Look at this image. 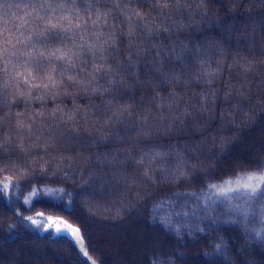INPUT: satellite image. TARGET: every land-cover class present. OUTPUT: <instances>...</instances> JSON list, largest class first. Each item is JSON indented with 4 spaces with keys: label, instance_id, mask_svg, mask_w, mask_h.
Wrapping results in <instances>:
<instances>
[{
    "label": "trees",
    "instance_id": "trees-1",
    "mask_svg": "<svg viewBox=\"0 0 264 264\" xmlns=\"http://www.w3.org/2000/svg\"><path fill=\"white\" fill-rule=\"evenodd\" d=\"M40 2L0 0V45L31 33ZM49 2L57 16L88 21L90 43L94 32L114 33L107 62L120 71L116 82L97 75L85 85L57 76L58 89L33 88L28 99L12 78L23 69L0 60V167L19 184L0 191V264H91L67 236L21 222L37 212L78 227L98 264H264V196L210 187L264 161V0H168L162 11L157 0ZM8 6L28 25L6 16ZM132 10L145 19L129 20ZM97 11L108 15L93 26ZM32 43L45 52L33 51L35 63L75 50L81 32ZM92 59L85 49L75 68L53 65L88 81Z\"/></svg>",
    "mask_w": 264,
    "mask_h": 264
},
{
    "label": "snow or ice",
    "instance_id": "snow-or-ice-1",
    "mask_svg": "<svg viewBox=\"0 0 264 264\" xmlns=\"http://www.w3.org/2000/svg\"><path fill=\"white\" fill-rule=\"evenodd\" d=\"M133 2H139V0H133ZM203 3V0H201ZM155 8L160 9L161 11L165 8H168V0H157V2L152 5ZM179 7V3L176 5ZM57 7L63 9L64 5H58ZM41 9L51 10V15H40ZM33 11L35 13L34 21H39V24L35 27H32L31 33L27 36L24 32H20L19 36H12L11 38L5 37L4 42L0 45V60H3L4 64H12L13 68L17 67V64L23 69L22 71H15L13 73V80L16 82V93L15 95L19 97H26L31 99L30 92L31 89H44V90H56L59 85L63 83L62 79H58L57 76L64 77L67 76L69 81H73L77 85L92 84L96 79L97 75H100L102 78L107 76L110 82H116L113 80L111 73H119V69H113L111 65L108 64V56L106 51L108 48H111L115 45V36L114 33H109L108 38L105 37V33L102 31H97L92 33L95 36L94 42H88L84 36L83 32L86 31V26L88 21L84 20L83 17L77 16L74 21L70 15L61 14L56 15V8L53 7L52 3L49 0H41L39 7L33 6ZM28 15H32L29 13ZM95 19L91 20L93 26L101 23V17L107 16L108 13H101L97 11L95 14ZM135 16L138 20L143 21L145 15L136 10H132L128 14V19L131 20ZM66 22V23H65ZM106 22V21H105ZM28 25V20H22L20 28H24ZM129 35L132 34L134 30V25L129 24ZM145 28L151 29L147 24L144 25ZM73 29L80 30L81 32V43L75 45V50L73 48H60L57 47L52 51L48 52L46 60H37L33 63V51L36 50V46L32 43L33 36L37 37L38 40L44 41V47H47L46 38L49 35H59L60 33H67L73 31ZM8 29H5L7 32ZM19 31V29H18ZM103 38V39H102ZM75 38L73 37V40ZM24 45L25 49L30 50H21L18 48V45ZM87 49V51L93 57L92 59V69L88 72V75L92 77L91 80H79L76 76L68 74L66 71L58 72L57 68L53 65V61H62L65 68L71 67L75 68L77 59L81 56V53ZM39 57H44V51H38ZM10 57H16V62L14 63ZM131 60V57H129ZM4 71H7V67L4 68ZM84 71V69H80ZM29 86L28 93L20 89V84ZM8 81L4 82V87H9ZM106 90V89H105ZM91 91L93 93L100 91L98 86H93ZM57 94H59L57 92ZM36 99H43V96H37ZM123 111H127V108H123ZM17 116L22 114L17 113ZM36 115H43V112L37 113ZM68 119H72V113L68 114ZM18 127H28L30 129L31 125H26L22 120L17 121ZM6 172L5 167H0V191L7 192L10 188H19L18 183L13 182V178L10 175L4 174ZM21 174L23 172L21 171ZM237 185L238 187H243L247 189L248 192L255 196L257 194L264 196V161L258 163L254 171H245L243 174L237 175L235 178L227 179L223 182L222 185L212 184L211 188L216 189L217 193L220 195H225L227 192H235L237 188L231 187V185ZM45 191H48L47 189ZM57 191H63L62 189ZM37 194V190L33 189L28 197H25V203L31 205V197ZM16 215L18 218L20 214L17 212ZM39 217V219H38ZM24 220L30 221L33 225L43 231L51 230L55 235H65L77 246L82 255L89 260L91 264H96L95 260L88 255L86 246L84 245L83 236L78 227H74L72 223L68 222L65 219H53L52 216H46L43 212H37L35 216L29 215L21 218V222ZM164 223H169L167 220ZM11 227V225L9 226ZM216 249H220L221 245H214ZM207 255V253H206Z\"/></svg>",
    "mask_w": 264,
    "mask_h": 264
},
{
    "label": "clouds",
    "instance_id": "clouds-1",
    "mask_svg": "<svg viewBox=\"0 0 264 264\" xmlns=\"http://www.w3.org/2000/svg\"><path fill=\"white\" fill-rule=\"evenodd\" d=\"M11 7H12V6H8V8L5 9V15H6V16H8L9 12H11ZM16 7H18V8H23L24 6L18 5V6H16ZM9 18H10V19H17V18H19V19L21 20V22H22V20H23V17H18V15H17L16 12H11V15H10ZM5 23H6V24L8 23V20H7V19L5 20ZM6 29H7V28H6Z\"/></svg>",
    "mask_w": 264,
    "mask_h": 264
},
{
    "label": "rangeland",
    "instance_id": "rangeland-1",
    "mask_svg": "<svg viewBox=\"0 0 264 264\" xmlns=\"http://www.w3.org/2000/svg\"><path fill=\"white\" fill-rule=\"evenodd\" d=\"M46 215V214H45ZM46 216H52L53 217V219L55 220V219H63V218H61V217H58V216H53V215H46ZM38 219H39V217H38ZM74 226V225H73ZM75 227V226H74ZM49 231H51V230H49ZM82 254V253H81ZM84 257V256H83ZM86 260H88L90 263H91V260H89L88 258H86V257H84ZM93 260V259H92ZM96 264H98L97 262H96Z\"/></svg>",
    "mask_w": 264,
    "mask_h": 264
}]
</instances>
